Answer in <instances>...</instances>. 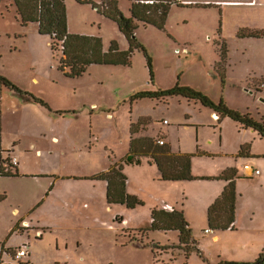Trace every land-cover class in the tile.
<instances>
[{"label": "rangeland", "instance_id": "obj_1", "mask_svg": "<svg viewBox=\"0 0 264 264\" xmlns=\"http://www.w3.org/2000/svg\"><path fill=\"white\" fill-rule=\"evenodd\" d=\"M65 2L70 33L102 38L105 51L112 41L130 47L117 23L94 7L103 0ZM117 2L129 17L131 0ZM202 5L173 6L164 30L140 23L136 35L152 59V80L140 49L131 65H91L69 77L61 69L62 43L41 33L38 22H26L15 0H0V76L23 93L1 87L0 144L10 151L5 158H18L22 176L0 177V247L19 219L12 208L24 214L51 182L67 194L66 203L52 197L36 209L50 228H42V238L29 231L30 257L14 264H215L258 257L264 246V137L230 118H213L201 102L135 97L191 86L264 125V36H250L264 32L263 7ZM133 125L136 135L164 138L175 153L191 155L193 179L166 181L150 157L129 158ZM240 140L259 156L238 157ZM245 162L261 175L241 170ZM114 164L123 165L127 192L140 201L135 206L110 204L105 182L91 179ZM231 169L237 171L234 229L207 232L209 204ZM46 172L42 183L29 177ZM160 188L189 223L191 253L179 230L151 227L153 212L162 208L152 196ZM56 204L63 210H51ZM10 255L5 260L11 262Z\"/></svg>", "mask_w": 264, "mask_h": 264}, {"label": "trees", "instance_id": "obj_2", "mask_svg": "<svg viewBox=\"0 0 264 264\" xmlns=\"http://www.w3.org/2000/svg\"><path fill=\"white\" fill-rule=\"evenodd\" d=\"M22 18L26 21L38 22L40 32L52 35L57 43H62L63 57L61 69L68 70L67 75L75 78L82 76L91 65H123L132 64V57L135 50H143L148 59V65L153 80L152 59L146 49L138 41L136 30L140 23L153 25L161 30L166 29L167 20L173 6L194 5L185 3L186 0H131V15L125 16L118 6L117 0H103L102 4H95L94 7L106 17L114 20L120 31L129 42V48L123 50L117 41H112L108 51L104 50L103 40L100 37L73 34L68 28V14L65 0H15ZM204 7H211L203 4ZM250 36L261 37L264 32H250ZM257 33V34H254ZM52 43L53 49H56ZM8 86L18 94L22 91L13 85L8 79L0 76V97L1 87ZM179 96L193 101H199L203 106L209 107L218 119L230 118L244 128H252L264 137V125L256 121L249 113H241L229 108L225 103H215L207 94L191 86L175 87L159 91H142L136 94V98L165 99L167 97ZM138 126H132V137L130 141L131 157H150L159 168L164 180H191L192 156L189 154H176L170 145H160L156 139L136 135ZM246 149V150H245ZM248 149L243 146L239 155L246 154ZM5 151L0 144V176H15V167L11 164V157H4ZM237 171L228 170L224 174L227 185L222 194L208 209L209 229H234L236 222V189ZM92 180L107 182V200L110 204L123 203L128 206H135L139 199L127 192V176L124 173L122 164H114L107 171H102L91 177ZM152 229L180 231V241L187 244V251L191 253L190 246L192 230L182 211L173 212L164 209L155 210L152 214ZM192 241V240H191ZM206 264H213L207 259ZM215 264H264V248L254 261H229L220 259Z\"/></svg>", "mask_w": 264, "mask_h": 264}, {"label": "crops", "instance_id": "obj_3", "mask_svg": "<svg viewBox=\"0 0 264 264\" xmlns=\"http://www.w3.org/2000/svg\"><path fill=\"white\" fill-rule=\"evenodd\" d=\"M191 2H193L194 4H209V5H211V7L212 6H220V7H228V6H247V7H263V9H264V0H186V2L185 3H187V4H190ZM203 6V5H202ZM238 25H239V23H238ZM243 26V25H242ZM239 28L241 27L240 25L238 26ZM244 27V26H243ZM243 27H241V28H243ZM249 29V28H248ZM224 76L226 77L227 76V73H226V70H224ZM227 78V77H226ZM201 89V88H200ZM203 89V88H202ZM191 101H193V100H191ZM194 102H197V103H200L199 101H194ZM212 114H213V118H216V119H218V115L216 114V113H213V111H212ZM241 126V125H240ZM241 128L242 129H245L246 131H248V130H250L251 128H244V127H242L241 126ZM253 131L256 133L257 131H255L254 129H253ZM257 134V133H256ZM259 134V133H258ZM163 140L165 141V139L163 138ZM166 142V141H165ZM245 144H248V141L247 140H240V142L238 143V148H239V151L241 150V148L245 145ZM174 152V151H173ZM175 153V152H174ZM176 154H179V153H176ZM255 156H259V155H256V153H253V148H250V151L249 152H247L246 154H244V155H239L238 154V157H242V158H244V159H250V158H252V157H255ZM15 157V156H14ZM17 158V157H16ZM17 160H18V158H17ZM245 164H249V163H247V162H245ZM245 164H243L240 168H241V170H243L244 171V165ZM251 165V164H250ZM112 166V165H111ZM110 166V167H111ZM251 166H253V165H251ZM20 163H19V160H18V169H17V174L15 175V176H9V177H3V176H0L1 178H19V177H21L22 176V173H20ZM109 167V168H110ZM253 167H255V166H253ZM255 168H257V167H255ZM259 169V168H258ZM108 169H105V171H107ZM261 171V170H260ZM246 173H247V171H246ZM261 173L262 172H260V174L259 175H261ZM248 174V173H247ZM259 175H257V176H259ZM46 176H50V174H48V172H46V173H42V174H35V175H32V176H29L30 178H32V179H40V180H37V181H40L41 183H42V181H43V179H46L45 177ZM62 179H64V178H62ZM102 181V180H101ZM167 181V180H166ZM105 182V184H106V197H107V182L106 181H104ZM127 183H128V181H127ZM227 185V184H226ZM168 187V186H167ZM226 187V186H225ZM224 187V188H225ZM59 188V186L58 187H56V182H51V185H50V187H40V190L42 191V189H43V192L45 193V195H39V197H37L36 199H35V203L33 204V205H31L30 207H28L26 210H25V212H24V214H21L20 213V211H19V208L18 207H14V208H12V212L14 213V215L15 216H19V219H18V222H13V224L14 225H16V226H14L15 228L14 229H10L9 231H6V233H5V238L3 239V245L0 247V259H1V264H14L17 260H15V258H14V254L16 253H14L13 251H16V249H18L19 247H21L22 246V244L23 243H25V242H29L30 243V238L28 237V238H26L25 239V235L27 234V233H29V231H35V235H36V237H38V238H42L43 236H44V231H43V229L42 228H44V229H49L50 228V226H47L46 224H43V222H41L40 221V219L41 218H39V213L42 211V209L40 210V211H36V209H39L40 207H42L43 206V203H45L46 201H48V200H50L52 197H59L60 199H59V202H61V203H66L65 202V196L67 195L66 193H63L62 194V192H60V190L58 189ZM168 188H170V187H168ZM224 190V189H223ZM164 193L165 194V202L166 203H169V204H171V205H173L174 206V208L176 209V207H175V203H174V201H168V197H169V194L165 191V189L164 188H160V189H158L156 192H154V194L152 195L153 197H154V199H155V201H157L158 203H159V206H160V208L162 207L163 208V202H161V201H158V200H156V198H155V195L157 194V193ZM223 192V191H222ZM222 194V193H221ZM220 194V195H221ZM220 195H219V197H220ZM2 195L0 194V197H1ZM5 197H7V196H5ZM218 197V198H219ZM218 198H216V199H218ZM43 199V202H40L39 200H42ZM216 199L214 200V201H212L209 205L211 206L215 201H216ZM1 201H3V199H0ZM208 205V206H209ZM209 206V207H210ZM161 208V209H162ZM209 209V208H208ZM45 210V209H44ZM51 210H54V211H58V212H60V211H62L63 210V208L61 209V204L59 205V204H56L54 207H52L51 208ZM37 213V214H36ZM34 217H36V218H34ZM39 218V219H38ZM35 219V220H34ZM236 223V222H235ZM213 230V229H212ZM211 230V231H212ZM39 232H41V236H39L38 235V233ZM15 237H17V239H18V241H15L14 240V238ZM219 236L218 235H215V236H213V239H217ZM24 238V239H23ZM23 239V240H22ZM263 248H264V246H263ZM263 248H262V250H263ZM261 250V251H262ZM12 252L11 253V255H10V253L9 252ZM261 253V252H260ZM8 255H10V256H12V261L10 262V261H7V260H5L6 259V256H8ZM259 256V255H258ZM29 257H30V255H29ZM219 257H221V256H219ZM218 257V258H219ZM222 258V257H221Z\"/></svg>", "mask_w": 264, "mask_h": 264}, {"label": "built area", "instance_id": "obj_4", "mask_svg": "<svg viewBox=\"0 0 264 264\" xmlns=\"http://www.w3.org/2000/svg\"><path fill=\"white\" fill-rule=\"evenodd\" d=\"M217 77H218L217 75H214V78H217ZM262 88L264 89V83L262 85ZM157 142L161 145L165 144V141L163 139H159V140H157ZM11 164L13 166H18V160L16 157L11 158ZM244 170L247 171V173L249 175H259L261 172L260 169L255 168V167L251 166L250 164H245ZM165 197H166L165 194L162 192L157 193L155 195L156 200L163 202V208L162 209L169 211V212H173L175 210L174 206L169 204V203H166ZM206 231L210 232L211 230L207 229ZM38 235L41 236V232H39ZM28 244H29V242L27 241V242L23 243L21 247L16 249V253L14 255L15 260L22 259L25 257H29L30 251H29V245Z\"/></svg>", "mask_w": 264, "mask_h": 264}, {"label": "clouds", "instance_id": "obj_5", "mask_svg": "<svg viewBox=\"0 0 264 264\" xmlns=\"http://www.w3.org/2000/svg\"><path fill=\"white\" fill-rule=\"evenodd\" d=\"M10 157H11V156H10ZM11 158H12V157H11ZM12 166H13V165H12ZM13 167H15V168H16L17 166H13Z\"/></svg>", "mask_w": 264, "mask_h": 264}]
</instances>
